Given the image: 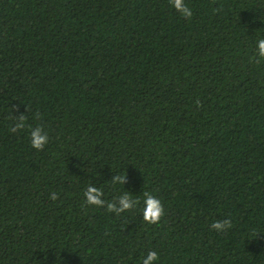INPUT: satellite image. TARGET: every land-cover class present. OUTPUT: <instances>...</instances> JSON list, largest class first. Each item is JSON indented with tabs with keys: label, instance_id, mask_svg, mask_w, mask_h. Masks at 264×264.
Wrapping results in <instances>:
<instances>
[{
	"label": "trees",
	"instance_id": "1",
	"mask_svg": "<svg viewBox=\"0 0 264 264\" xmlns=\"http://www.w3.org/2000/svg\"><path fill=\"white\" fill-rule=\"evenodd\" d=\"M185 2L0 0V264H264V0Z\"/></svg>",
	"mask_w": 264,
	"mask_h": 264
},
{
	"label": "clouds",
	"instance_id": "2",
	"mask_svg": "<svg viewBox=\"0 0 264 264\" xmlns=\"http://www.w3.org/2000/svg\"><path fill=\"white\" fill-rule=\"evenodd\" d=\"M171 6L184 18L191 19L193 16V9L185 2V0H170ZM256 51L253 56L249 57V60L260 64L264 61V38H258L255 42ZM34 118L39 119L40 114L35 113ZM10 119L13 120V125L11 126L12 132H19L26 127L27 117L25 114L19 116H12ZM30 142L31 147L40 151L43 150L45 145L48 143L49 137L45 132L43 126L31 127L30 129ZM111 183L113 185H123L127 182L126 173H120L113 175L111 178ZM85 204L91 205L99 208H105L110 213H115L120 215L125 211H132L137 208L140 204L139 199H133L132 195L124 191L118 197H115L111 201H106L104 197V192L98 188L95 184L90 183L84 193ZM143 208L141 209L142 218L145 223L156 224L160 221L161 217L164 215V207L161 201L154 197L150 192H143ZM59 198V193L52 191L49 193L50 200H57ZM231 219L216 220L211 223L210 228L217 232H225L232 228ZM257 233L255 234V236ZM159 259L158 253L156 251H149L146 256L142 258V264H155Z\"/></svg>",
	"mask_w": 264,
	"mask_h": 264
}]
</instances>
